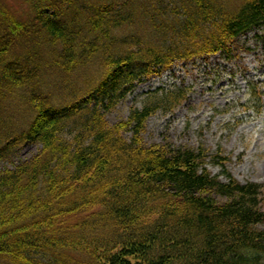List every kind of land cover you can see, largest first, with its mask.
I'll return each instance as SVG.
<instances>
[{"label": "trees", "instance_id": "obj_1", "mask_svg": "<svg viewBox=\"0 0 264 264\" xmlns=\"http://www.w3.org/2000/svg\"><path fill=\"white\" fill-rule=\"evenodd\" d=\"M26 1L31 20L13 24L0 4V99L32 113L10 132L0 120V264H264V184L237 180L226 157L214 175L202 145L145 137L185 90L108 118L178 63L238 57L264 30V0ZM45 49L67 78L55 98Z\"/></svg>", "mask_w": 264, "mask_h": 264}, {"label": "rangeland", "instance_id": "obj_2", "mask_svg": "<svg viewBox=\"0 0 264 264\" xmlns=\"http://www.w3.org/2000/svg\"><path fill=\"white\" fill-rule=\"evenodd\" d=\"M0 4L8 9L9 24L14 21L10 13L23 21H30L33 16L32 5L26 0H0ZM18 30L25 32L24 36L30 32L20 27ZM241 42L246 50H241L237 61H225L213 55L181 62L139 84L108 116L110 122L126 118L133 107L143 108L152 97L185 90L186 100L175 110L159 109L149 118L147 141H169L191 147L202 145L211 157L208 167L214 175H222L223 165L216 160L224 162L222 158L226 157L225 166L237 180L264 184V30L243 35ZM53 56L51 49L44 50L41 77L43 85L55 98L65 87L67 78L62 70L51 65ZM98 70L93 60L89 67L75 74L83 77L84 73L92 75ZM76 78L80 80V75ZM76 85L83 86L81 81ZM11 95L8 93L0 99V120L4 121H1L4 127L8 125L3 133L23 127L32 116L27 103L19 99V95ZM254 106L262 107L260 113L255 112ZM221 178L225 180L223 175ZM262 208L264 210V195Z\"/></svg>", "mask_w": 264, "mask_h": 264}]
</instances>
